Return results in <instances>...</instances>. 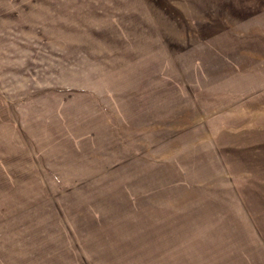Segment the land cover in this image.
<instances>
[{"label":"rangeland","instance_id":"obj_1","mask_svg":"<svg viewBox=\"0 0 264 264\" xmlns=\"http://www.w3.org/2000/svg\"><path fill=\"white\" fill-rule=\"evenodd\" d=\"M248 1L0 0V264H264V196L183 151Z\"/></svg>","mask_w":264,"mask_h":264},{"label":"crops","instance_id":"obj_2","mask_svg":"<svg viewBox=\"0 0 264 264\" xmlns=\"http://www.w3.org/2000/svg\"><path fill=\"white\" fill-rule=\"evenodd\" d=\"M249 1L237 9V24L234 21L230 27L232 34L238 32L240 40L246 39L243 46L248 49L242 51L246 56H239L241 50L233 46L230 54L219 55L221 62H229L221 67L222 72L192 70L195 78H216V98L212 111L201 108L198 112L195 124L199 132L192 136L190 147L183 145V151L188 148L195 158H215L213 168L198 169L199 174L215 175L223 184L225 181L228 186L219 183L215 191L240 192L248 205L250 199L264 196V0ZM199 85V90L207 88ZM217 201L220 198L215 194ZM261 209L264 212V207Z\"/></svg>","mask_w":264,"mask_h":264}]
</instances>
